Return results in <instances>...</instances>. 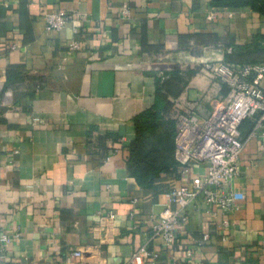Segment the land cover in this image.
<instances>
[{"label": "crops", "instance_id": "obj_1", "mask_svg": "<svg viewBox=\"0 0 264 264\" xmlns=\"http://www.w3.org/2000/svg\"><path fill=\"white\" fill-rule=\"evenodd\" d=\"M57 10L74 15L60 30L46 21ZM263 40L260 13L211 0H0V234L13 237L0 244V264H89L92 252L128 264L144 244L160 253L146 264H264V151L251 135L261 112L241 127L232 188L246 198L230 226L200 195L170 247L150 240L165 207L160 190L205 165L187 174L178 166L144 187L128 149L133 118L155 104L162 72L173 119L208 117L229 86L203 62L264 61ZM73 41L81 47L70 49ZM205 232L210 240L196 244Z\"/></svg>", "mask_w": 264, "mask_h": 264}, {"label": "built area", "instance_id": "obj_2", "mask_svg": "<svg viewBox=\"0 0 264 264\" xmlns=\"http://www.w3.org/2000/svg\"><path fill=\"white\" fill-rule=\"evenodd\" d=\"M127 10V9H126ZM74 15L64 11L46 13L48 28L60 30ZM215 17L214 14L210 18ZM70 49H79L81 44L73 41ZM202 67L211 71L229 86L227 99L213 110L210 116L200 117L196 111L179 112L176 117L175 157L184 174L195 164L205 165L203 174L174 185L164 192L165 205L156 216L150 240L170 247L176 240L177 229L188 222V206L200 195L211 210L212 217L222 214L221 226H230L229 215L241 208L240 201L246 198L243 191L232 188V183L240 175V158L245 145L241 125L247 118L261 112L251 135L258 136L264 151V61L234 64L226 60H206ZM164 76V73H161ZM39 120V117L34 119ZM211 238L210 232L194 239L203 245ZM13 240L7 232L0 234V244L9 245ZM74 256H84L82 250L72 252ZM186 255L191 257L193 250L188 248ZM160 256L158 249L147 244L141 246L128 259V264H146L149 259ZM89 257V258H88ZM87 257L89 264H107L96 253Z\"/></svg>", "mask_w": 264, "mask_h": 264}, {"label": "trees", "instance_id": "obj_3", "mask_svg": "<svg viewBox=\"0 0 264 264\" xmlns=\"http://www.w3.org/2000/svg\"><path fill=\"white\" fill-rule=\"evenodd\" d=\"M211 3L214 6L229 8L249 7L264 17V0H211ZM261 45L264 46V40ZM253 62L263 61L231 63ZM167 80L168 77L162 78L161 76L157 79L155 104L133 118L134 137L128 144L129 164L132 175L144 187L153 186L158 179L162 180V172H166L167 176L177 175V168L180 166L175 157L177 115L173 119L169 113L173 103L169 98ZM110 136L117 137L119 135L110 133ZM170 189L171 187L165 184L160 191L166 192Z\"/></svg>", "mask_w": 264, "mask_h": 264}]
</instances>
